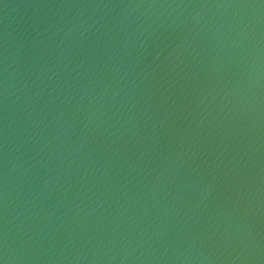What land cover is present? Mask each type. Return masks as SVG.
<instances>
[{"label": "water", "instance_id": "obj_1", "mask_svg": "<svg viewBox=\"0 0 264 264\" xmlns=\"http://www.w3.org/2000/svg\"><path fill=\"white\" fill-rule=\"evenodd\" d=\"M0 264H264V0H0Z\"/></svg>", "mask_w": 264, "mask_h": 264}]
</instances>
